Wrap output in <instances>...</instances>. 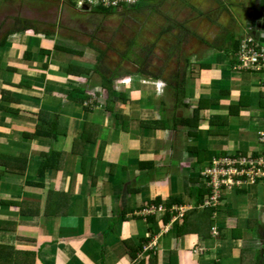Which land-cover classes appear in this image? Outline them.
Instances as JSON below:
<instances>
[{
	"label": "crops",
	"instance_id": "0c3cea01",
	"mask_svg": "<svg viewBox=\"0 0 264 264\" xmlns=\"http://www.w3.org/2000/svg\"><path fill=\"white\" fill-rule=\"evenodd\" d=\"M20 1L33 15H20ZM42 1L0 0V251L33 264L264 257V180L202 207L208 189L199 176L216 158L258 151L264 74L236 66L232 40L264 30V0H204L215 15L207 21L220 24L219 41H204L184 66L176 101L160 78L130 75L112 80L109 101L100 87L107 66L99 76L92 44L59 33L46 13L38 17L48 5ZM74 88L82 103L69 98ZM50 152L59 164L38 174ZM169 198L178 203L168 206ZM193 209L187 233L177 236L184 211Z\"/></svg>",
	"mask_w": 264,
	"mask_h": 264
},
{
	"label": "rangeland",
	"instance_id": "374dc122",
	"mask_svg": "<svg viewBox=\"0 0 264 264\" xmlns=\"http://www.w3.org/2000/svg\"><path fill=\"white\" fill-rule=\"evenodd\" d=\"M193 1L150 0L148 7L140 11L98 16L71 8L65 0H45L42 2L48 5L42 4L35 13L38 17L46 13V22L63 28L59 33H74L77 42L90 43L103 53L100 66H107L108 73L115 71L118 77L139 68L146 77L154 79L157 75L166 82L174 72L180 75L186 64L195 62L204 41H219L220 24L207 21L215 17L213 7L204 0L198 4ZM28 4L22 1L20 7H15L22 17L33 15ZM94 53L98 56L96 50ZM165 89L171 91L166 85Z\"/></svg>",
	"mask_w": 264,
	"mask_h": 264
},
{
	"label": "built area",
	"instance_id": "2783aa9c",
	"mask_svg": "<svg viewBox=\"0 0 264 264\" xmlns=\"http://www.w3.org/2000/svg\"><path fill=\"white\" fill-rule=\"evenodd\" d=\"M141 0H65L71 7L83 8L87 11L101 8L121 12L136 6ZM233 60L239 69H248L264 74V45L253 35H242L238 39L233 53ZM258 151L255 154L243 156L219 157L210 163L199 176L205 180L208 194L203 200L202 207H216L225 191L240 187L245 181L256 182L264 180V129L258 133ZM159 209V207H158ZM153 207L146 212L151 213Z\"/></svg>",
	"mask_w": 264,
	"mask_h": 264
},
{
	"label": "trees",
	"instance_id": "16d2710c",
	"mask_svg": "<svg viewBox=\"0 0 264 264\" xmlns=\"http://www.w3.org/2000/svg\"><path fill=\"white\" fill-rule=\"evenodd\" d=\"M150 0H141L136 6L128 9V11H140L141 9H144V8H147V4H149ZM123 11H127V9L123 10ZM90 12L94 15H98V16H104V15H108L110 13H112L113 11L112 10H105V9H101V8H96V9H93V10H90ZM114 13V12H113ZM3 42V41H2ZM237 43H238V40H232V49L233 51H235L236 47H237ZM95 49V48H94ZM98 56H97V59H96V68L95 69V72L97 74H99V76H101V72L104 73L102 71V67L100 66V62H101V59L103 57V53L99 52L98 49H95ZM233 53V52H232ZM100 72V73H99ZM106 72L108 73V71L106 70ZM125 75H130V76H146L139 68H137V70L132 73V74H125ZM183 76H184V72L183 70L180 72V75H178L176 72H174V74L171 76V78L169 79V81H166L165 82V85L171 89V92H172V96H173V99H176L181 96L182 94V85H183ZM119 77V76H118ZM108 78L109 79H106V78H103L101 79V89H103L106 93H107V98L109 101H111V98L113 97V85H112V80L114 78H117V75H116V72H112V73H108ZM159 76H155L154 79H158ZM69 98H71L72 100L71 101H77L76 98H78L80 100V102L82 103V101L85 100V96H84V93L81 89L79 88H74L71 92V94L69 95ZM78 100V101H79ZM109 103V102H108ZM109 110V106L107 108ZM188 123V121H187ZM49 125V124H47ZM51 125L55 126V122H52ZM41 126L38 127L37 131H36V134L38 136H43L42 135V130H41ZM57 135V132L56 134H53V137ZM82 140V138H81ZM80 140V141H81ZM82 143H85L84 140L82 141ZM61 156L56 154V153H49L46 158L44 159V162L41 164L40 168H39V171H38V174H42L43 170L45 168H55L59 162H57V160L60 158ZM158 199L157 200H154L152 202V204H157L158 203ZM173 203H178V199L176 198H169L166 200V204L169 206L170 204H173ZM195 209L191 210V212H188V211H184L183 215H182V222L181 224L177 227V230H176V234L177 236H180L182 234H185L187 233V224H186V216L190 213H193V212H196L194 211ZM188 212V213H187ZM203 213H206V216H208V220L210 219V209H207L205 208L201 214ZM152 214V213H151ZM142 250V247L141 246H137L136 249H134V251L131 252L132 254V258H135L136 257V254L138 252H140ZM16 251H14L15 253ZM19 254H17V252L15 253V255L13 254H6L2 251H0V260L2 259H7L6 261L8 262L9 264V261L11 260V264H33V259L32 258H24L21 260V257L18 256ZM172 252H169V257L171 256L172 257ZM243 259V256H241V261ZM148 264H154V258H148ZM0 264H4V263H0ZM143 264V263H141ZM241 264H244V261L241 262ZM252 264H264V257H256L255 259H253V262Z\"/></svg>",
	"mask_w": 264,
	"mask_h": 264
},
{
	"label": "water",
	"instance_id": "95a60500",
	"mask_svg": "<svg viewBox=\"0 0 264 264\" xmlns=\"http://www.w3.org/2000/svg\"><path fill=\"white\" fill-rule=\"evenodd\" d=\"M87 8H83V11H87ZM251 34L253 37L264 45V30L260 28H252Z\"/></svg>",
	"mask_w": 264,
	"mask_h": 264
},
{
	"label": "clouds",
	"instance_id": "9594fccd",
	"mask_svg": "<svg viewBox=\"0 0 264 264\" xmlns=\"http://www.w3.org/2000/svg\"><path fill=\"white\" fill-rule=\"evenodd\" d=\"M154 208V207H153Z\"/></svg>",
	"mask_w": 264,
	"mask_h": 264
}]
</instances>
